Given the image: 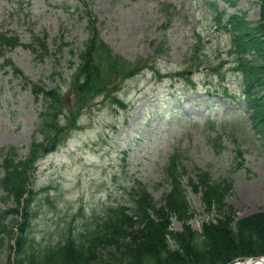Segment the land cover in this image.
<instances>
[{
  "label": "rangeland",
  "instance_id": "rangeland-1",
  "mask_svg": "<svg viewBox=\"0 0 264 264\" xmlns=\"http://www.w3.org/2000/svg\"><path fill=\"white\" fill-rule=\"evenodd\" d=\"M18 1L0 0V29L17 35L22 43L8 56L23 72L20 80L0 67V152L8 146L17 147L20 156L27 152L43 107L29 82L58 86L71 100L69 82L90 35V16L114 54L143 66L116 86L115 94L128 104L125 110L96 95L78 111L77 129L70 137L38 160L28 230L38 247L85 228L90 216L102 215L108 205L131 206L130 190L137 180L161 203L170 188L164 168L176 152L184 184L208 172L214 181H231L225 200L236 217L264 208V138L250 127V109L240 96L242 80L226 64L224 84L237 96L233 100L218 88L207 64L234 59L228 50L229 32L217 26V13L224 11L223 21L238 13L255 25L256 0H82L85 8L81 0L79 5L76 0H22L28 3L25 15ZM43 33L42 50L34 35ZM150 65L161 74L185 70L196 88L175 78L153 77ZM67 111L61 110L60 122L67 121ZM2 194L0 189V208L7 209L11 203H3ZM187 198L196 212L189 221L193 228L199 230L204 220L218 216L206 214L201 193L188 186ZM8 220L5 242L16 235L13 227L19 216ZM171 227L179 229L181 222L172 218ZM9 252L3 246L0 264Z\"/></svg>",
  "mask_w": 264,
  "mask_h": 264
},
{
  "label": "trees",
  "instance_id": "trees-1",
  "mask_svg": "<svg viewBox=\"0 0 264 264\" xmlns=\"http://www.w3.org/2000/svg\"><path fill=\"white\" fill-rule=\"evenodd\" d=\"M256 1L259 18L255 25H250V21L238 13L229 15L222 22L223 11L217 13V26L229 32L228 50L234 59L219 60L216 65L209 63L211 60L207 63L211 67L210 73L218 77V88L227 95L232 96V93L221 84L226 75L224 64H229L240 76L244 85L241 93L250 108L248 114L252 126L264 137V0ZM82 4L85 7L84 1ZM90 18V35L78 52V62L69 82L71 100L58 86L47 88L30 82L35 98L42 97L43 107L32 131L27 154L20 157L15 146H8L1 152L0 187L5 192L1 199L12 203L7 209L0 208V250L3 246L10 248L1 264H230L239 258L264 255V208L236 217V210L225 200L232 186L230 180L214 181L208 172H200L197 181L189 180L188 186L201 193L205 213H218V216L204 220L200 230L191 226L189 221L196 212L187 198V185L182 182L177 152L165 167L170 188L161 197V203L137 180L130 190L131 206L108 205L102 215L92 214L90 224L85 228L71 230L53 245L41 248L29 237L31 203L35 194L31 182L36 159L53 151L77 129L78 111L90 105L89 101L96 95L102 94L111 104L126 109L127 103L115 94L116 86L143 68L139 61L130 63L114 54L101 39L93 17ZM34 38L38 48L45 49L44 38L37 35ZM18 44L16 35L0 31L1 55ZM32 49L37 50L33 46ZM8 65L21 73L11 62ZM149 67L158 79L182 77L187 83H194L185 70L161 74L152 65ZM63 108L68 110L64 118L67 121L60 122ZM241 156L242 152L238 150L237 157ZM237 164L241 165V160ZM14 214L19 215L15 223L17 235L12 236L11 242H5L4 237L10 232L8 219ZM172 218L181 222L179 229L171 227Z\"/></svg>",
  "mask_w": 264,
  "mask_h": 264
},
{
  "label": "bare ground",
  "instance_id": "bare-ground-1",
  "mask_svg": "<svg viewBox=\"0 0 264 264\" xmlns=\"http://www.w3.org/2000/svg\"><path fill=\"white\" fill-rule=\"evenodd\" d=\"M234 264H240V263H234ZM243 264H260L259 260H248L245 261Z\"/></svg>",
  "mask_w": 264,
  "mask_h": 264
}]
</instances>
